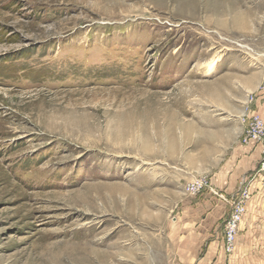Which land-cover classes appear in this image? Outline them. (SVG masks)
I'll use <instances>...</instances> for the list:
<instances>
[{
  "label": "rangeland",
  "instance_id": "rangeland-1",
  "mask_svg": "<svg viewBox=\"0 0 264 264\" xmlns=\"http://www.w3.org/2000/svg\"><path fill=\"white\" fill-rule=\"evenodd\" d=\"M261 69L264 0H0V264H187L186 170Z\"/></svg>",
  "mask_w": 264,
  "mask_h": 264
},
{
  "label": "crops",
  "instance_id": "crops-1",
  "mask_svg": "<svg viewBox=\"0 0 264 264\" xmlns=\"http://www.w3.org/2000/svg\"><path fill=\"white\" fill-rule=\"evenodd\" d=\"M241 86L242 90L256 96L239 110L241 117L249 109L264 118V69L255 71ZM237 124L233 131L209 134L200 154V165L186 170L184 186L202 176L210 180L209 188L191 194L187 200L186 234L192 235L188 242L187 264H264V242L256 244L253 241L255 235L264 234V229L257 227L259 220L264 218V189L257 181L251 184L253 196L235 249L228 254L224 248V225L232 210L231 200L240 191L243 180H250L255 174L262 158L260 146L241 142L245 124L240 119Z\"/></svg>",
  "mask_w": 264,
  "mask_h": 264
},
{
  "label": "built area",
  "instance_id": "built-area-1",
  "mask_svg": "<svg viewBox=\"0 0 264 264\" xmlns=\"http://www.w3.org/2000/svg\"><path fill=\"white\" fill-rule=\"evenodd\" d=\"M255 94H252L250 101H254ZM245 128L241 138L243 144L254 143L262 148V158L255 174L250 180L244 179L242 187L237 195L231 200L232 210L225 221L224 225V248L228 254L233 253L235 249L236 239L240 230L242 221L244 220L248 203L250 202L253 191L251 184L257 181L264 189V118L257 112L250 111L243 117ZM210 180L206 176L198 177L186 185V190L190 194H199L209 188Z\"/></svg>",
  "mask_w": 264,
  "mask_h": 264
},
{
  "label": "bare ground",
  "instance_id": "bare-ground-1",
  "mask_svg": "<svg viewBox=\"0 0 264 264\" xmlns=\"http://www.w3.org/2000/svg\"><path fill=\"white\" fill-rule=\"evenodd\" d=\"M214 69V62L209 64L208 72H211Z\"/></svg>",
  "mask_w": 264,
  "mask_h": 264
}]
</instances>
